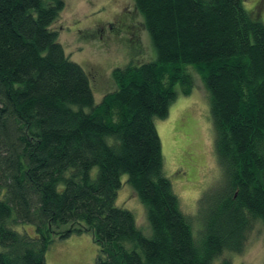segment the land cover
Here are the masks:
<instances>
[{"label": "trees", "instance_id": "obj_1", "mask_svg": "<svg viewBox=\"0 0 264 264\" xmlns=\"http://www.w3.org/2000/svg\"><path fill=\"white\" fill-rule=\"evenodd\" d=\"M134 3L156 60L115 68V89L96 103L89 73L52 29L64 1L0 0V264H47L56 239L88 232L96 264H214L226 253L233 264L264 226L263 21L245 0ZM188 66L210 94L221 172L199 200L197 233L155 126L177 85L192 94ZM123 176L150 236L117 205Z\"/></svg>", "mask_w": 264, "mask_h": 264}, {"label": "rangeland", "instance_id": "obj_2", "mask_svg": "<svg viewBox=\"0 0 264 264\" xmlns=\"http://www.w3.org/2000/svg\"><path fill=\"white\" fill-rule=\"evenodd\" d=\"M64 9L52 25L59 42L72 61L90 75L96 103L115 89L112 71L129 64L141 65L156 60L157 53L144 17L134 0H63ZM245 7L264 23V0H245ZM194 79L193 92L181 94L172 103L166 119H155L162 142L164 173L180 199L181 210L199 229L198 203L204 191L215 184L221 172L214 151L211 98L204 80L188 66ZM96 170L94 171V173ZM117 205L131 211L139 229L151 235L147 212L127 176L122 178ZM34 234L30 225L17 227ZM1 250V247H0ZM98 244L91 233L56 239L47 252V264H96ZM224 254L214 264H222ZM233 264H264V226L257 222L243 253L231 256Z\"/></svg>", "mask_w": 264, "mask_h": 264}]
</instances>
